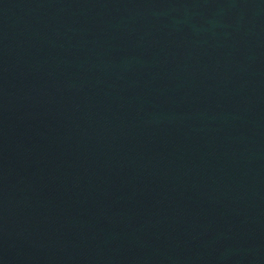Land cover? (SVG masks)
<instances>
[{"label": "water", "instance_id": "water-1", "mask_svg": "<svg viewBox=\"0 0 264 264\" xmlns=\"http://www.w3.org/2000/svg\"><path fill=\"white\" fill-rule=\"evenodd\" d=\"M0 264H264V0H0Z\"/></svg>", "mask_w": 264, "mask_h": 264}]
</instances>
